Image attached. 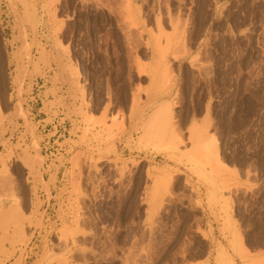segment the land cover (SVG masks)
Returning <instances> with one entry per match:
<instances>
[{"label": "rangeland", "instance_id": "rangeland-1", "mask_svg": "<svg viewBox=\"0 0 264 264\" xmlns=\"http://www.w3.org/2000/svg\"><path fill=\"white\" fill-rule=\"evenodd\" d=\"M0 264H264V0H0Z\"/></svg>", "mask_w": 264, "mask_h": 264}, {"label": "bare ground", "instance_id": "bare-ground-1", "mask_svg": "<svg viewBox=\"0 0 264 264\" xmlns=\"http://www.w3.org/2000/svg\"><path fill=\"white\" fill-rule=\"evenodd\" d=\"M14 7V6H13ZM15 9V8H14ZM3 75V74H2Z\"/></svg>", "mask_w": 264, "mask_h": 264}]
</instances>
